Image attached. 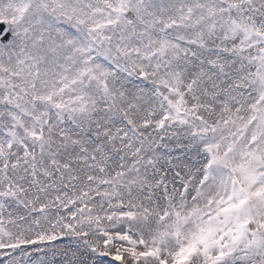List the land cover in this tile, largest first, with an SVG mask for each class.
<instances>
[{
	"label": "snow or ice",
	"instance_id": "snow-or-ice-1",
	"mask_svg": "<svg viewBox=\"0 0 264 264\" xmlns=\"http://www.w3.org/2000/svg\"><path fill=\"white\" fill-rule=\"evenodd\" d=\"M0 264H264V0H0Z\"/></svg>",
	"mask_w": 264,
	"mask_h": 264
}]
</instances>
